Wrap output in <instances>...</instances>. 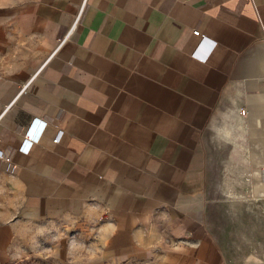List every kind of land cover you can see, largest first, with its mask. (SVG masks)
<instances>
[{"label": "crops", "instance_id": "0c3cea01", "mask_svg": "<svg viewBox=\"0 0 264 264\" xmlns=\"http://www.w3.org/2000/svg\"><path fill=\"white\" fill-rule=\"evenodd\" d=\"M0 152V264L65 216L117 262L264 264V0H0ZM218 189L260 209L237 257Z\"/></svg>", "mask_w": 264, "mask_h": 264}, {"label": "rangeland", "instance_id": "374dc122", "mask_svg": "<svg viewBox=\"0 0 264 264\" xmlns=\"http://www.w3.org/2000/svg\"><path fill=\"white\" fill-rule=\"evenodd\" d=\"M225 192L222 189L213 192L212 223L222 242L235 243V246H228L227 251L237 257L242 254L237 249L246 239L240 235L238 210L257 212L260 209L258 203L248 201V198L246 202H238L235 197L241 193ZM243 195L248 196L246 192ZM99 234L96 221L87 217L65 216L53 223L21 224L14 231L10 257L5 264H138L136 261L122 263L108 258L103 252ZM246 244L250 246V243Z\"/></svg>", "mask_w": 264, "mask_h": 264}, {"label": "built area", "instance_id": "2783aa9c", "mask_svg": "<svg viewBox=\"0 0 264 264\" xmlns=\"http://www.w3.org/2000/svg\"><path fill=\"white\" fill-rule=\"evenodd\" d=\"M193 34H194L195 36H197V35H198V36H201V37H202V41L204 40V36H203V34H200V30H195V31H193ZM196 55H197V54H196ZM243 113H245V112H242V114H243ZM47 124H48V123H47V121H45V118H43L42 120H37V119H35V120L33 121V125H32V127H33V129H34V128L36 129V127H40V132H42V128L46 127ZM37 125H38V126H37ZM33 129L29 130L30 137L33 136V133H34V130H33ZM61 136H62V131H60V132L58 133V135L56 136L54 142L58 143V141L61 139ZM36 137H37V136H36ZM28 149H29V146L23 148V151H26V152H27ZM0 155L3 156L4 158H6V160L8 161V165H7V167H6V170H12V169L14 168V165L10 162V157H7V156L2 155L1 152H0ZM263 176H264V172H263Z\"/></svg>", "mask_w": 264, "mask_h": 264}]
</instances>
